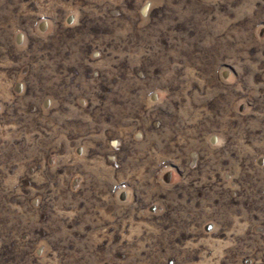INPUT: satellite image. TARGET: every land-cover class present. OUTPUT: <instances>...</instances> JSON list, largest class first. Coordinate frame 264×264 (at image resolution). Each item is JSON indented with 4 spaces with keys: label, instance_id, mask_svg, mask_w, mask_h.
<instances>
[{
    "label": "rangeland",
    "instance_id": "rangeland-1",
    "mask_svg": "<svg viewBox=\"0 0 264 264\" xmlns=\"http://www.w3.org/2000/svg\"><path fill=\"white\" fill-rule=\"evenodd\" d=\"M0 264H264V0H0Z\"/></svg>",
    "mask_w": 264,
    "mask_h": 264
}]
</instances>
